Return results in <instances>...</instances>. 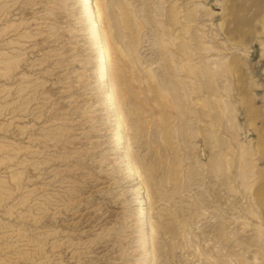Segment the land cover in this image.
Listing matches in <instances>:
<instances>
[{
	"label": "rangeland",
	"instance_id": "rangeland-1",
	"mask_svg": "<svg viewBox=\"0 0 264 264\" xmlns=\"http://www.w3.org/2000/svg\"><path fill=\"white\" fill-rule=\"evenodd\" d=\"M102 1L115 96L83 0H0V264H264V0Z\"/></svg>",
	"mask_w": 264,
	"mask_h": 264
},
{
	"label": "bare ground",
	"instance_id": "bare-ground-1",
	"mask_svg": "<svg viewBox=\"0 0 264 264\" xmlns=\"http://www.w3.org/2000/svg\"><path fill=\"white\" fill-rule=\"evenodd\" d=\"M84 4L87 5V8L85 9V16L87 18H89L92 22V26L94 27V36H96V42H95V48L98 50L97 52V58H96V65L99 68L100 72H101V76H102V81H104L108 87H107V93L110 95H114L115 94V88L113 87L111 81H110V74L108 75L109 70L111 69L110 67V63L111 60L109 59V54L108 51L106 50L105 47H107V45L105 46V42H104V36L102 35V30H101V25L100 22L98 21V6L95 2H93V0H83ZM101 3H103V1L101 0ZM104 7V6H103ZM105 8V7H104ZM105 10V9H103ZM170 11V10H169ZM100 13V12H99ZM106 14V13H105ZM104 14V15H105ZM174 17V15H173ZM100 18V17H99ZM107 19V17H105ZM172 18V17H170ZM189 13H186L185 19H186V23L189 22ZM104 19V18H103ZM175 20V19H174ZM176 21V20H175ZM108 22V20L106 21ZM170 22V21H169ZM174 22V21H173ZM108 26V25H107ZM110 37V36H108ZM112 37V36H111ZM110 37V38H111ZM109 38V39H110ZM108 44V43H107ZM172 63V62H171ZM113 68V66H112ZM109 69V70H108ZM111 73V72H110ZM143 80V79H142ZM117 86V85H116ZM146 86V85H145ZM118 87V86H117ZM146 88V87H145ZM156 88V87H155ZM149 90V89H148ZM165 91V90H164ZM118 94V93H117ZM120 94V93H119ZM115 96V95H114ZM122 97V96H121ZM117 99V98H116ZM173 100V99H172ZM174 101V100H173ZM126 102V101H125ZM177 102V100H176ZM119 103V102H118ZM179 103V102H178ZM185 103V102H184ZM115 104V103H114ZM189 104V103H188ZM119 105V104H118ZM124 104H122L123 106ZM120 106V105H119ZM157 106V105H156ZM118 107V106H117ZM176 109V108H175ZM177 110V109H176ZM181 110V109H180ZM124 111V110H123ZM186 111V110H185ZM119 112V111H118ZM126 112V111H125ZM120 113V112H119ZM177 113V112H176ZM127 114V113H126ZM129 114V113H128ZM188 114V112H187ZM124 117V116H123ZM166 122V121H165ZM118 124V122H117ZM121 127V126H120ZM165 129V128H164ZM116 130H118V127H116ZM166 131V130H165ZM162 133V132H161ZM217 157V156H216ZM215 160V159H214ZM214 162V161H213ZM220 163V161H219ZM221 167V166H220ZM217 170V169H216ZM140 191V190H139ZM142 193V192H141ZM144 215V214H143ZM145 217V216H144ZM234 223V222H233ZM152 243H149L148 240L145 241L143 248H148ZM227 251V250H226ZM151 253V252H150ZM149 253V254H150ZM227 253V252H225ZM225 260V258H224ZM238 263L240 262L238 259ZM235 262V260H233ZM232 264V263H230Z\"/></svg>",
	"mask_w": 264,
	"mask_h": 264
}]
</instances>
